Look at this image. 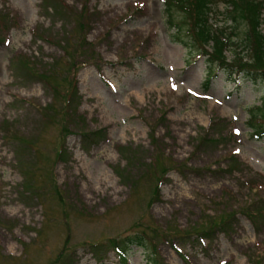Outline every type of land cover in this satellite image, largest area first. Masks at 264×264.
I'll return each mask as SVG.
<instances>
[{
    "label": "rangeland",
    "instance_id": "1",
    "mask_svg": "<svg viewBox=\"0 0 264 264\" xmlns=\"http://www.w3.org/2000/svg\"><path fill=\"white\" fill-rule=\"evenodd\" d=\"M164 9L0 0V264H124L88 248L138 231L157 264H264V219L247 215L264 207V138L250 127L264 82L220 71L205 89L206 56L173 40ZM228 10L220 1L212 22L233 25ZM17 147L40 190L24 189ZM230 215L213 242L183 236ZM126 264H149L144 249Z\"/></svg>",
    "mask_w": 264,
    "mask_h": 264
},
{
    "label": "trees",
    "instance_id": "2",
    "mask_svg": "<svg viewBox=\"0 0 264 264\" xmlns=\"http://www.w3.org/2000/svg\"><path fill=\"white\" fill-rule=\"evenodd\" d=\"M220 1L225 2L227 7H230L228 15L235 24L233 23L229 27H221L212 22ZM220 1L163 0L169 28L174 30L172 33L173 40L180 45H184L190 52L197 49L199 55L206 56V77L203 84L205 89L209 88L211 81L218 76L220 71L228 74V80L236 86H240L242 77L254 84L264 82V32L262 30L264 23V0ZM177 13H183L181 19H176ZM242 22L245 24V27L241 30L243 31L241 37V34L236 29L239 27V23L242 24ZM229 50H232V58H229V55L226 53ZM45 77V82L57 86L53 83L51 77ZM59 87L60 85H58V89ZM70 106H72V103L68 101L67 108ZM258 113L260 114L251 113L250 127L253 129L252 135L261 140L264 138V126L260 120V118H264V104L258 108ZM64 119L65 117L63 118V122H66ZM62 128L63 131L65 127L62 125ZM92 134L93 136L84 133L82 136L91 143L95 142L94 138L98 135V132L96 131ZM10 138L19 141V145L22 143L27 145L29 143V145L33 146L32 141L26 140L23 136H15L11 133ZM17 149L16 157L25 180L23 182L24 189H33V192L40 190V186H37L38 179L36 177L39 174L36 173L35 165L30 161H25L21 147H17ZM65 152L66 150L60 147L57 151V157L66 159L64 157ZM28 182L29 184H27ZM29 185H32V187ZM232 215L219 220H212L208 226L206 225L204 229L199 231L190 229L191 231L189 230L187 233H184L183 236L186 237L185 239H188V242H193L197 246H201L208 239L209 242H213L217 237V231L227 232V226L233 220L234 215ZM247 215L253 223L257 224L258 220L264 219V207L249 211ZM194 228L197 229V227ZM228 232H230V229ZM194 234L196 235L194 236ZM134 246L144 249L149 264H157L153 255L155 251L152 248L156 245L152 244L151 239L141 231L127 234L121 238L108 239L106 243L92 244L88 249L97 256L100 262H104L107 259L110 251H115L119 259L126 264ZM203 249L205 250V248ZM71 259L72 257L67 258L64 264H70Z\"/></svg>",
    "mask_w": 264,
    "mask_h": 264
},
{
    "label": "bare ground",
    "instance_id": "3",
    "mask_svg": "<svg viewBox=\"0 0 264 264\" xmlns=\"http://www.w3.org/2000/svg\"><path fill=\"white\" fill-rule=\"evenodd\" d=\"M98 183L100 184L101 187L103 186L104 188H107L106 190H108L109 186L107 185V176L106 177L103 176L102 178H100Z\"/></svg>",
    "mask_w": 264,
    "mask_h": 264
}]
</instances>
